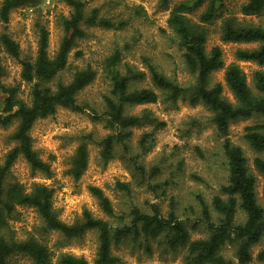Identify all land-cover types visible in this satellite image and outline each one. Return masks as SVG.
Wrapping results in <instances>:
<instances>
[{
  "label": "rangeland",
  "instance_id": "rangeland-1",
  "mask_svg": "<svg viewBox=\"0 0 264 264\" xmlns=\"http://www.w3.org/2000/svg\"><path fill=\"white\" fill-rule=\"evenodd\" d=\"M184 0H83L84 12L98 9L100 18L110 20L115 27L83 25L85 36L78 39L68 55V65L50 84L55 88L58 82H69L74 74L90 66L95 71L92 82L80 90L76 99L79 104H86L101 114L105 110L103 95L108 94L110 80L106 73V60L114 51H120L118 69L124 73L130 67L144 71L142 80H132V88H149L158 94L154 103L133 104L125 107L126 114H140L148 110L163 126L143 124L131 127L127 140L129 155H139L138 161L146 169L158 168L159 172L150 178V184L157 186L154 190L148 187L137 175L129 161L123 155L122 147L115 145L114 157L103 162L98 143L112 130L106 127L103 117H93L86 112L73 111L59 107L48 117L37 119L29 134L32 148L38 157L49 164L50 172L43 173L30 168L22 156H19L6 176L5 183L20 185L30 192L35 184H44L53 189L52 209L57 218L71 224L82 218L87 210L93 217L108 221L112 225L118 222L116 216L105 214L89 187L102 190L110 200L116 215H124L131 205L143 211H149V203L158 204L161 213L166 215L170 201L179 219L187 226L200 217L198 196L210 205L211 199L226 184L227 167L222 153L223 137L217 134L211 122L212 112L198 103L191 105L186 97L170 102L164 99L162 92L156 89L149 75L148 62L166 77L190 91L196 77L190 73L184 62L183 50L178 46L177 38L169 27L167 19L173 6ZM247 0H223V6L209 22H201L200 14L206 4L186 13L194 23L202 25L206 31L205 48L218 45L222 50L224 65L210 75V85L216 82L223 84V96L234 102V98L223 80L224 69L230 63H236L246 74L250 83L253 70H264V64L257 65L250 61L237 60V48H254L256 43H233L220 39L222 20L233 16L239 23L263 25L264 15H243L241 5ZM2 0H0V3ZM71 7L63 0H38L34 5L28 4L11 11L9 21L0 19V33L6 32L18 43L21 57H34L38 48L40 28L48 31V54L54 56L63 35L62 18L67 17ZM0 66L4 70L2 79L7 84L18 88V97L30 102V84L20 79L21 65L12 58L0 45ZM258 122L257 117L238 119L230 123L227 137L240 146L247 158L250 171L256 177V199L264 209V174L257 172L253 166L256 156L264 153L254 152L243 138L244 128ZM17 122L0 126V166L6 153L15 145L9 139ZM149 133L150 146L142 152L138 141L142 134ZM85 143L87 148V166L82 175L75 179L69 169L77 147ZM126 156V155H125ZM117 182L129 184V190L116 187ZM213 216H216L212 211ZM237 219L243 221L244 214L237 213ZM7 224L0 230L5 238L25 240L32 238L47 247L52 264H59L62 253H69L85 258L93 264L96 256L98 239L95 230H87L79 238H66L61 233L48 230L43 220L33 207L15 205L14 210L6 216ZM190 238L206 236L207 231L199 227L189 229ZM264 249V237L250 248L252 260L249 264H264L256 256ZM111 252L117 257L115 264H185L183 259L186 249L170 250L163 238L137 241L127 239ZM220 253L236 262L235 246L225 244ZM8 264H34L22 254L8 257Z\"/></svg>",
  "mask_w": 264,
  "mask_h": 264
},
{
  "label": "trees",
  "instance_id": "trees-1",
  "mask_svg": "<svg viewBox=\"0 0 264 264\" xmlns=\"http://www.w3.org/2000/svg\"><path fill=\"white\" fill-rule=\"evenodd\" d=\"M71 7L67 17L62 18L63 35L54 56L50 57L48 48V31L40 28L38 48L34 57H21L19 45L6 32L0 33V45L14 59L18 60L20 79L30 84V102L18 97V88L3 81V68L0 66V126H8L17 122L15 130L9 139L15 145L6 153L0 166V230L7 224L6 216L15 205L33 207L43 220L44 227L61 233L66 238H79L87 230L97 232L98 247L93 264H115L117 257L111 252L112 246L131 239L149 240L163 238L170 250L186 249L185 264H249L252 260L250 248L264 237V209L256 199V177L250 171L243 149L233 144L227 137L229 125L238 119L257 117L258 122L244 128L243 138L249 147L257 153H264V70H253L250 83L245 72L236 64L230 63L224 69L223 80L233 95L234 102L223 96V84L216 82L210 85V75L223 67L222 50L218 45L206 51V31L198 23L192 22L186 15L194 9L206 4L200 14L201 22L211 21L223 6V0H184L173 6L167 23L173 30L178 46L183 50L187 70L194 74L196 82L190 88L182 87L159 72L148 62L150 80L153 86L162 92L165 100L175 102L186 97L191 105L202 104L212 112L211 122L217 134L223 137L222 153L226 160L227 181L220 186L219 193L214 195L208 205L198 196L200 217L190 227L179 219L174 210V202L170 201V209L166 215L156 203H149V211H143L136 205H131L125 216L116 215L110 200L101 189L90 186V192L96 197L102 211L109 216H116L118 222L114 225L106 220L93 217L87 210L82 218L68 224L57 218L52 209L53 189L44 184H35L30 192L18 184L6 185L5 179L15 160L22 156L30 168L43 173L50 172L48 163L42 161L32 148L29 131L37 119L48 117L59 107L78 112H88L93 117H103L106 127L112 133L106 135L98 143L100 157L105 163L114 157L115 145L122 147L124 158L132 164L134 172L146 181L148 187L150 178L158 174L156 167L146 169L139 161V155H129L127 140L131 135L130 128L143 124H154L158 128L163 122H158L148 110L140 114H126L125 107L133 104L154 103L158 94L149 88H132V80H142L144 71L133 70L130 67L122 73L117 65L120 62V51L116 50L106 60V73L110 80L108 94L103 95L105 110L98 114L86 104H79L77 93L93 81L95 71L87 66L77 71L67 83L58 82L55 88L50 84L68 65V55L77 40L85 36L83 25L115 27L110 20L100 18L98 9L93 8L85 15L83 0H63ZM167 4L169 0H161ZM38 0H2L0 3V19L3 23L9 21V15L15 8L24 5H34ZM240 11L243 15H264V0H247ZM220 39L233 43H256L254 48H237L235 58L250 61L257 65L264 64V24L253 25L239 23L233 16L222 20ZM150 134L144 133L138 141V146L145 152L149 149ZM87 148L81 143L73 156L69 173L79 178L87 166ZM254 169L264 174V157L253 159ZM116 187L129 190V184L117 182ZM264 195V185L262 189ZM212 211L216 216H213ZM244 214V220L237 219V213ZM204 228L206 236L190 238L189 229ZM235 246L236 262L224 257L220 249L225 244ZM22 254L29 257L34 264H52L48 249L32 238L14 240L5 238L0 233V264H8L11 255ZM264 262V249L256 256ZM59 264H89L83 257L62 253Z\"/></svg>",
  "mask_w": 264,
  "mask_h": 264
}]
</instances>
